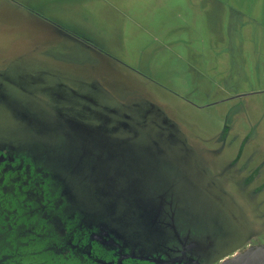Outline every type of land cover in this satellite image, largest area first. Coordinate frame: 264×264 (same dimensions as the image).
<instances>
[{
    "label": "rangeland",
    "instance_id": "374dc122",
    "mask_svg": "<svg viewBox=\"0 0 264 264\" xmlns=\"http://www.w3.org/2000/svg\"><path fill=\"white\" fill-rule=\"evenodd\" d=\"M142 2L0 0V137L85 140L79 195L143 252L264 247V0L114 13Z\"/></svg>",
    "mask_w": 264,
    "mask_h": 264
},
{
    "label": "flooded vegetation",
    "instance_id": "af4514ba",
    "mask_svg": "<svg viewBox=\"0 0 264 264\" xmlns=\"http://www.w3.org/2000/svg\"><path fill=\"white\" fill-rule=\"evenodd\" d=\"M83 141L68 140L71 151L60 153L46 138L0 137V264H201L174 225L160 230V248L143 252L86 204L75 176L95 160Z\"/></svg>",
    "mask_w": 264,
    "mask_h": 264
},
{
    "label": "crops",
    "instance_id": "0c3cea01",
    "mask_svg": "<svg viewBox=\"0 0 264 264\" xmlns=\"http://www.w3.org/2000/svg\"><path fill=\"white\" fill-rule=\"evenodd\" d=\"M139 1H143L142 4H146L149 5V7L151 8V12L149 11L150 9H145L144 8V4L142 5L143 8H136L135 5L132 7L131 4L128 6H125V4L121 3L118 6V11H114V13H119V16H123V14H126L125 11H129L132 10L134 13V16L138 17L137 15L141 14V16H147V13H151L153 15L154 13V9L156 10V14H162L160 17H163V15L166 14V12L168 11V13L166 15L169 14V11L171 13H184L187 12L189 10H192L193 8H202L203 10L208 9L210 6H216V5H221L222 0H139ZM153 1V2H152ZM111 5V4H110ZM111 7V6H110ZM132 7V9H131ZM98 13V15L101 13L104 15L109 14V8L108 6L105 8L104 6L94 9L93 12H87L88 14H93V13ZM97 15V17H98ZM118 16V18H119ZM88 20L86 21V24L88 26L93 25V23L95 22L96 16L94 15L93 17H90L89 15L87 16ZM140 17V16H139ZM181 17V16H180ZM147 22V21H145ZM78 25H82L81 23H77V24H73L70 26H74L77 28ZM148 25V24H146ZM78 30V29H77Z\"/></svg>",
    "mask_w": 264,
    "mask_h": 264
},
{
    "label": "water",
    "instance_id": "95a60500",
    "mask_svg": "<svg viewBox=\"0 0 264 264\" xmlns=\"http://www.w3.org/2000/svg\"><path fill=\"white\" fill-rule=\"evenodd\" d=\"M220 264H264V247H254Z\"/></svg>",
    "mask_w": 264,
    "mask_h": 264
}]
</instances>
